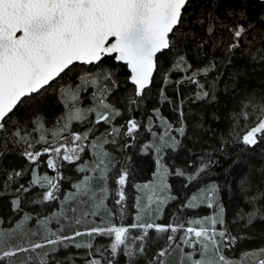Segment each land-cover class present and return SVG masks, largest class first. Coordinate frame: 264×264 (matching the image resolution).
<instances>
[{"label":"snow or ice","instance_id":"obj_1","mask_svg":"<svg viewBox=\"0 0 264 264\" xmlns=\"http://www.w3.org/2000/svg\"><path fill=\"white\" fill-rule=\"evenodd\" d=\"M151 95L175 121L149 114ZM190 104L214 111L189 124ZM225 115L222 134L206 127ZM182 150L189 159L171 164ZM138 155L153 178L133 184ZM170 177L192 191L158 222L179 200ZM5 195L18 219L0 228V264H264V0H0Z\"/></svg>","mask_w":264,"mask_h":264},{"label":"trees","instance_id":"obj_2","mask_svg":"<svg viewBox=\"0 0 264 264\" xmlns=\"http://www.w3.org/2000/svg\"><path fill=\"white\" fill-rule=\"evenodd\" d=\"M192 89H193V86L185 85V86H183L182 91H183L185 96H190ZM168 94H169V96H173L172 89L168 90ZM158 100H159V97L157 95H151L149 97V100L147 101V103L145 105V107H147L149 109V114H150V110L154 106H159L161 108V112L164 116L168 117L172 121H175L176 120V113L173 111V105L158 104ZM87 101L88 100L85 99L84 104H83L84 107L87 106ZM224 108H225V106L222 103L220 105V112H224ZM186 109H187L189 124H192L193 122L198 121L201 118H203L205 116V112L214 111L212 108L203 109L202 106L197 105V104L187 105ZM62 114H63L62 106L59 103H56L49 111L47 127L49 129L60 127V125L57 124L56 121L60 119ZM138 115L142 116L143 113H138ZM227 123H228V120H227V116L225 115L221 121L216 122V123H213L209 119V123H208V125H206V127H211L213 129H215L218 133L222 134L225 131ZM84 127H85V125L79 124V123H73V125H72V128L74 130H81ZM105 127L106 126L100 127V133H102L104 131ZM157 130L159 131V129H157ZM97 135H99V133H97ZM205 140L208 141L209 143L212 142L211 133H208L205 136ZM52 142L55 143V141H52ZM184 143L186 144L187 148H189V149L194 148V150L197 152L200 151V145L197 144L194 146L190 139H185ZM86 157L87 156H85V158ZM169 157H170L169 162L171 164H174L176 166H183L185 164V162L189 159V153L187 152V150H182V151H179L178 153H169ZM136 158L138 161V167H137L136 172L134 173L135 178L132 181L133 184L140 183L141 181H146L152 177V163H151L152 158L151 157H145L143 155H138ZM9 163L18 164V165H26L27 162L22 160V159H16V160H10ZM224 167H227V163H225ZM41 171H47L50 173V170L43 168V166L41 168ZM62 171H64V174L69 176V177H73V176L77 175V173H75V170L71 167H66V169L62 170ZM222 171L223 170H221V172ZM214 178L220 180V182H223V177H222L221 173H216ZM170 184L172 186L173 193L179 194V200L174 201L168 205V207L164 210V215H163L162 219L158 222L167 223L170 220H175L176 216L173 214L177 212V208L179 206L180 201L183 200L185 198V196L189 195L192 191L191 187H189L187 189L184 188V186H183L184 180H183V178H180V177H170ZM67 187H68V185L66 184L65 188H67ZM129 191H132L133 195H135L133 189L130 188ZM133 203H134L133 200L128 201L129 215L124 220V223L132 222L133 212L135 211V209L132 208ZM225 204L228 208V216H229V218H231V214L235 209V203H230L226 199ZM37 210L40 211L42 209L38 208ZM208 213H209V209H207L206 207H202V208H200L198 210H194V211L193 210L185 211L183 213V217L184 218L197 217V216H201L203 214L207 215ZM15 219H18V217L12 209L10 198L7 195L0 197V221H3V223H0V228L10 230L9 225H11ZM87 223H91V221H88ZM66 228H67L68 232H71V230H72L71 226H66ZM81 239L87 240L90 238L84 237ZM95 242L97 244H103L106 242V240L104 237H97ZM248 246L249 245H246L245 247H248ZM68 251L73 252V251H77V250L70 248V249H68ZM80 251H83V250H80ZM234 255L239 256L240 251L238 250L237 252L234 253Z\"/></svg>","mask_w":264,"mask_h":264},{"label":"rangeland","instance_id":"obj_3","mask_svg":"<svg viewBox=\"0 0 264 264\" xmlns=\"http://www.w3.org/2000/svg\"><path fill=\"white\" fill-rule=\"evenodd\" d=\"M87 104H88V101H87ZM83 106V105H82ZM87 159V157L85 158ZM153 177H151L150 179L146 180V181H141L140 183H146V182H149L150 180H152ZM136 211V210H135ZM135 211L133 212V215L135 214ZM203 215H206V214H203Z\"/></svg>","mask_w":264,"mask_h":264}]
</instances>
